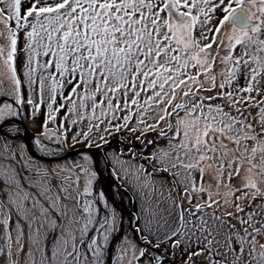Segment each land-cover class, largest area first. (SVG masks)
Here are the masks:
<instances>
[{"label": "snow or ice", "instance_id": "obj_1", "mask_svg": "<svg viewBox=\"0 0 264 264\" xmlns=\"http://www.w3.org/2000/svg\"><path fill=\"white\" fill-rule=\"evenodd\" d=\"M0 264H264V0H0Z\"/></svg>", "mask_w": 264, "mask_h": 264}, {"label": "rangeland", "instance_id": "obj_2", "mask_svg": "<svg viewBox=\"0 0 264 264\" xmlns=\"http://www.w3.org/2000/svg\"><path fill=\"white\" fill-rule=\"evenodd\" d=\"M42 119H43V116L42 115H38L37 116V118H36V121H35V124L33 125L32 123H30V122H28V121H25V126H26V128H27V130H28V132L31 134V135H35V132L36 131H38L39 130V126H40V123L42 122ZM46 142V144H49V142L48 141H45ZM49 146L50 147H54L53 145H51V144H49ZM31 147H32V145H31ZM79 147H82V146H79ZM117 147V145H116V143L114 142L113 144H112V146H111V148H108V149H105L104 151L105 152H108V151H111L112 150V148H116ZM33 148V147H32ZM33 150H34V148H33ZM72 150H74V149H69L68 151H72ZM35 152H38V151H36V150H34ZM40 153V152H39ZM41 155H43V153H41ZM71 159H75V157H71ZM50 163H52V162H50ZM107 173H108V171H107ZM108 175H109V173H108ZM110 184H114V181H111L110 180V183H109V185ZM106 185V184H105ZM103 189L105 190V191H107L108 192V194H109V197H112V192H113V189L111 188V187H109V186H104L103 187ZM123 189V188H122ZM129 195L131 196V193L129 192ZM126 197L124 198V200H123V203H121V201H120V199L117 197V198H115V204H116V207L118 208V204L116 203V201L117 202H119V203H121L122 204V206H123V208H124V213H126L127 212V210H128V208H127V203H126ZM118 209H120V208H118ZM136 211V207H135V198L133 197L132 198V212L134 213ZM124 230L127 232L128 231V220H127V218H126V216L124 215ZM135 225V220H133V226Z\"/></svg>", "mask_w": 264, "mask_h": 264}, {"label": "water", "instance_id": "obj_3", "mask_svg": "<svg viewBox=\"0 0 264 264\" xmlns=\"http://www.w3.org/2000/svg\"><path fill=\"white\" fill-rule=\"evenodd\" d=\"M24 126H25V125H24ZM25 127H26V126H25ZM28 135H29V137L33 136V135H31L29 132H28ZM44 143H46V142L44 141ZM29 147L32 148V147H31V144H29ZM32 149H33V148H32ZM33 151H34V150H33ZM75 151H76V149H74V150H72V151H69V152H75ZM34 154L37 155V156H43V155H41V153H39V152H35V151H34ZM97 155L101 156L100 164L102 163V164L104 165L103 158H102V154L98 153ZM72 157H74V156H72ZM70 158H71V157H70ZM50 162H53V161L49 160V163H50ZM106 173H107V169H106ZM114 183H115V182H114ZM102 186H103V185H102ZM120 193H121V195H124V189H121V190H120ZM129 196H130L129 193L127 194V196H125L126 199H127V200H126V203H127V208H128V210H127L126 213H124V208H123L122 204L116 201V203L118 204V208H120V211L123 212V214L126 216V218H127V220H128V227H127L128 230H129V213H133V212H132V202L130 203V202H129V199H128ZM131 223H132V225H133V220L131 221ZM106 258H107V257H106Z\"/></svg>", "mask_w": 264, "mask_h": 264}, {"label": "bare ground", "instance_id": "obj_4", "mask_svg": "<svg viewBox=\"0 0 264 264\" xmlns=\"http://www.w3.org/2000/svg\"><path fill=\"white\" fill-rule=\"evenodd\" d=\"M31 145H32V144H31ZM32 147L34 148V150L40 152L39 149L36 148L34 145H32ZM40 153H41V152H40ZM100 167H101V169H104V172H103L104 177H105V178H108L109 175H108V173H106L105 166L101 163V164H100ZM110 180H111L110 178H109V179H106V180L103 182V184H102L103 187L106 186V185L109 186ZM105 184H106V185H105Z\"/></svg>", "mask_w": 264, "mask_h": 264}, {"label": "trees", "instance_id": "obj_5", "mask_svg": "<svg viewBox=\"0 0 264 264\" xmlns=\"http://www.w3.org/2000/svg\"><path fill=\"white\" fill-rule=\"evenodd\" d=\"M29 4L27 2L24 3V7L27 8Z\"/></svg>", "mask_w": 264, "mask_h": 264}]
</instances>
